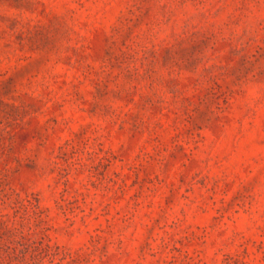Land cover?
Listing matches in <instances>:
<instances>
[{
  "label": "rangeland",
  "instance_id": "rangeland-1",
  "mask_svg": "<svg viewBox=\"0 0 264 264\" xmlns=\"http://www.w3.org/2000/svg\"><path fill=\"white\" fill-rule=\"evenodd\" d=\"M0 264H264V0H0Z\"/></svg>",
  "mask_w": 264,
  "mask_h": 264
}]
</instances>
